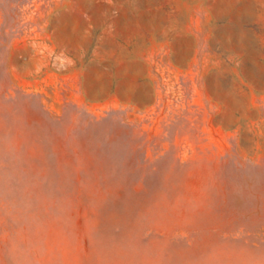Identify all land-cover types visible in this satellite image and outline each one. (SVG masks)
I'll return each mask as SVG.
<instances>
[{
    "label": "rangeland",
    "instance_id": "1",
    "mask_svg": "<svg viewBox=\"0 0 264 264\" xmlns=\"http://www.w3.org/2000/svg\"><path fill=\"white\" fill-rule=\"evenodd\" d=\"M0 264H264V0H0Z\"/></svg>",
    "mask_w": 264,
    "mask_h": 264
}]
</instances>
